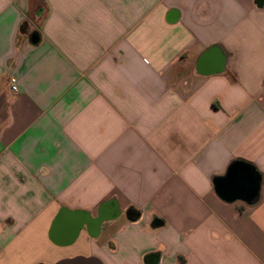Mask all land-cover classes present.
Wrapping results in <instances>:
<instances>
[{
  "label": "crops",
  "instance_id": "obj_1",
  "mask_svg": "<svg viewBox=\"0 0 264 264\" xmlns=\"http://www.w3.org/2000/svg\"><path fill=\"white\" fill-rule=\"evenodd\" d=\"M0 264H264V0H0Z\"/></svg>",
  "mask_w": 264,
  "mask_h": 264
},
{
  "label": "water",
  "instance_id": "obj_2",
  "mask_svg": "<svg viewBox=\"0 0 264 264\" xmlns=\"http://www.w3.org/2000/svg\"><path fill=\"white\" fill-rule=\"evenodd\" d=\"M239 169V172L237 169H232L228 175V179L231 181L233 180V187L235 189L238 188L240 192H250L251 189L254 187V185H252L251 183L252 179H250L252 174L244 168ZM240 173L244 175V178H241V176L239 177Z\"/></svg>",
  "mask_w": 264,
  "mask_h": 264
},
{
  "label": "built area",
  "instance_id": "obj_3",
  "mask_svg": "<svg viewBox=\"0 0 264 264\" xmlns=\"http://www.w3.org/2000/svg\"><path fill=\"white\" fill-rule=\"evenodd\" d=\"M10 81V89L13 93H16L18 91V86H17V82H16V78L14 76H11L9 78Z\"/></svg>",
  "mask_w": 264,
  "mask_h": 264
},
{
  "label": "trees",
  "instance_id": "obj_4",
  "mask_svg": "<svg viewBox=\"0 0 264 264\" xmlns=\"http://www.w3.org/2000/svg\"><path fill=\"white\" fill-rule=\"evenodd\" d=\"M36 38L35 33L32 34V41L35 43L36 41L34 40Z\"/></svg>",
  "mask_w": 264,
  "mask_h": 264
}]
</instances>
